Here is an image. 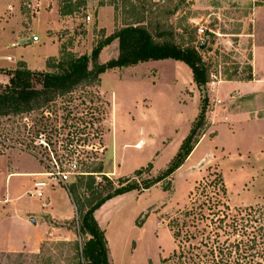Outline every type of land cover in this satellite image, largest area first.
<instances>
[{
  "label": "rangeland",
  "instance_id": "1",
  "mask_svg": "<svg viewBox=\"0 0 264 264\" xmlns=\"http://www.w3.org/2000/svg\"><path fill=\"white\" fill-rule=\"evenodd\" d=\"M35 6H39V13L33 9ZM106 6L111 7L113 16L112 12L98 15L100 7ZM17 7L12 3L9 10L15 16L0 28V54L21 58L30 67L49 73L55 72L54 66L63 59L91 55L99 42L137 21L155 35L171 33L157 39L158 42L173 40L183 47L203 44L205 51L201 50V54L211 66L209 84L227 81L235 74L244 77L248 66L253 68V39L238 37L243 31L247 35L254 30V40L264 44V3L260 9L262 16L252 11V17L243 28L249 13L247 7L212 5L208 0H22L23 15L30 20L42 18L44 22L42 26L32 22L28 35L33 34L30 38L38 41L31 40L26 46L22 45L27 39L26 27L16 16ZM57 19H68L72 24L53 30V21ZM199 28L205 30L201 37ZM117 43L113 41L103 49L100 63L117 57ZM56 53L57 57H51ZM46 57L51 58L46 61ZM169 62L108 71L96 89L57 102L48 120L63 130L53 139L57 156L66 155L61 141L68 132L80 128L89 134L88 142L79 147V174L72 177L69 186L77 177L89 176L87 172L100 169L101 173L92 175L97 178V185L103 186L106 185L104 176L115 182L120 178L135 179L136 171L143 169L132 183L138 190L108 201L96 214L112 246L114 264H165L164 260L176 248L170 226L192 206L190 193L209 177L210 171L223 175L232 209L264 207V89L253 106L247 99L231 101L236 91L229 83L220 86L223 105L219 107L214 136L209 135L201 141L210 129L206 117L201 142L182 167L165 181L144 190L148 182L172 167L182 137H187L192 126L188 123L191 114L188 113L187 120L185 112L182 116L183 95L193 96L190 90L199 93L195 84L185 83V79L182 81L185 87L175 83L174 67ZM0 66L10 69L8 61L0 60ZM256 66L264 77V65L258 63ZM2 71L0 79L7 82V71ZM158 72L160 82L155 88L150 80L156 84ZM214 75L217 79H212ZM135 76L141 80H134ZM149 97L156 101L155 111L139 117L141 109L148 107ZM231 106L232 113L225 111ZM210 112L209 105L207 114ZM40 119L39 115H32L27 130L20 120L22 127L17 134L14 127L0 125L1 138H7L0 144V264H87L82 259L81 249L89 236L79 234V214L67 190L55 188L64 185L46 187L43 199L29 195L35 182L48 181L43 176L47 171L35 154L47 155L42 150H35V153L23 150L29 142L26 133L32 132L29 128ZM115 127L118 131L117 155L116 149H110L114 145L111 141ZM11 138L18 139L12 142ZM10 141L15 147L5 149ZM138 142L139 147H134ZM120 164L119 173L124 177H114L113 168ZM89 195L85 187L80 188L81 200L85 201ZM194 199L196 204L203 200L197 195ZM46 203L51 207L46 209L43 206ZM43 211L59 217L67 213L74 217L57 221L48 218ZM12 240L17 244L13 245Z\"/></svg>",
  "mask_w": 264,
  "mask_h": 264
},
{
  "label": "trees",
  "instance_id": "2",
  "mask_svg": "<svg viewBox=\"0 0 264 264\" xmlns=\"http://www.w3.org/2000/svg\"><path fill=\"white\" fill-rule=\"evenodd\" d=\"M169 35L171 33L162 32L155 35L143 26L141 21H137L125 25L103 42H99L91 55L59 61L54 66L56 71L53 73L32 70L21 63L16 70L6 72L9 81L0 85V125L8 124L9 127H14L17 134L22 123L25 130L28 129L29 123L24 122L26 118L39 115L41 119L30 128L32 132L26 133L30 143L26 148H22L30 151L33 138L39 132L36 127L49 130L55 137L61 135L62 127L57 128L51 122L48 123L49 117L52 116L51 110L56 108V103L67 96L96 89L106 72L149 62L184 63L190 68L193 82L200 94L199 114L191 126L190 133L183 140L172 167L144 187V190L151 189L181 168L195 150L206 125L210 105L207 87L211 82V66L201 54V44L183 47L173 40L157 41ZM113 41L118 42L117 57L100 63L99 57L103 49ZM1 73L4 71L0 70ZM236 76L235 74L227 81H253L252 66H248L244 77ZM102 101L110 106L109 102ZM84 131L76 128L73 132H68L62 141L66 142L74 136L78 137V143L81 141L86 143L89 134ZM84 135L88 137H83ZM6 139L0 135V144L7 141ZM17 139L11 138L12 142ZM12 142L10 141L5 149L14 148L15 144ZM40 163L42 164V161ZM100 170L94 173L87 172L91 175L79 176L70 186H63L77 208L79 234L89 236L81 249L82 259L87 264H112L105 230L100 227L96 213L108 201L138 190V186L132 183L143 171V169L136 171L135 179L120 178L117 182L104 176L106 185L103 186L97 185V178L92 175L101 173ZM81 187H85L90 193L85 201L79 198ZM196 195L203 199L198 204L194 199ZM189 198L192 206L185 210L179 221L170 226L176 248L172 255L164 260L165 264H264V207L232 209L227 200V187L223 175L212 171L207 179L197 184ZM191 228H194V231H191Z\"/></svg>",
  "mask_w": 264,
  "mask_h": 264
},
{
  "label": "crops",
  "instance_id": "3",
  "mask_svg": "<svg viewBox=\"0 0 264 264\" xmlns=\"http://www.w3.org/2000/svg\"><path fill=\"white\" fill-rule=\"evenodd\" d=\"M208 1H211L212 5H214V4L218 5V3H221L222 5L231 4V5H235V6L238 5V6L247 7V9H249V13H248V15L246 17L247 20H246V22H244L243 28L246 27V24L248 23L249 19L252 17V11L255 14H258V16H259V13H260V16H262V14H263V11L260 10V9L263 6L264 0H208ZM256 1L260 2V4L257 5L255 3ZM12 3H15V4L18 5V7H17L18 11H17L16 16H19L20 23L23 26L26 27V31H25L26 33H24L27 36L26 40L30 39V37H34L33 34L32 35H28V33L31 32L30 28L33 25L32 22H35V23L37 22L36 26H39V25L42 26L44 24V22H43L42 18L33 19V20H30V19L26 18V16L23 15V13H22V0H0V8H2L0 10V28L4 27L9 22L8 19H10L13 15L15 16V14L12 13V11H10L11 10L10 6L12 5ZM9 8H10V10H9ZM102 12H106L108 15L110 14V12H112V16H113V11H111V7H108V6L100 7L98 15H101ZM68 17H66V18H68ZM67 20L68 19H62V20L57 19L56 21L54 20L53 24H55V25L53 27V30L57 29V28H60V27L64 26L65 24L67 25V23H69L71 25L72 22L71 21L67 22ZM258 20H259V17L256 18V21H258ZM46 22H48V21L46 20ZM48 32H51V31H48ZM245 34L246 33L243 31V33H241V35H238V37L244 38V36H246L249 39H253L252 60H253L254 80L251 81V82L220 81V82H217V83H215L213 85L209 84V86H208V97H209V101H210L209 103H210L211 112L207 114V118L209 119V124H210L209 128L210 129H209L207 135L203 136L201 141L206 139L209 135H212V137L214 136V134H213L214 133V128L217 125L216 118H217V115L220 113V108L219 107L223 105V102H222V100L220 98V96H221V94H220V86L221 85H223L224 83H229L230 85L233 86V89H235L236 93L231 95V98H232L231 101H239V100L243 101V100L247 99L248 104L249 105H253V106L255 105V102L257 100H259L261 92L264 89V77L261 76L258 73L257 66H256L258 63H261V64L264 65V44L263 43L260 44L259 42L254 40L255 39V35H256L254 30H253V33H249L247 35H245ZM226 36H228V35H226ZM229 36H234V35L230 34ZM34 40L38 41V39H34ZM23 42H22V45H24V46L28 45L27 43L23 44ZM56 48H57V53H58V51H59L58 46H56ZM57 53H56V55L51 56V57H57ZM51 57H46V61L49 60ZM0 60L8 61L10 63V69L3 68V67L0 66V70L13 71V70H16L21 63L25 64L28 68H30L32 70H36V69L30 67L21 58L18 59V58H15V57H9V56H6L4 54H2V56H1V54H0ZM164 62L168 63L169 61L143 63V64L137 65L136 67H138L140 65H144V64H151L152 63V65H153V64H160V63H164ZM169 63H172V65L174 67V72L173 73H174L175 78H176V81H175L176 84L178 83V85H181L182 87H185L184 86L185 84L182 83V81L184 79L187 80L185 83H188V84H193L194 83L193 82V75H192V72H191L189 67H188L189 69L186 68L185 64L181 63V62H169ZM133 78H134V80H141L139 76H135ZM8 81H9V78H8L7 82H4V80L2 81V79H0V85L7 84ZM150 82L152 83L153 87H155V88L158 87V84L160 82L159 72L157 73V83L154 84V82L151 81V80H150ZM190 91L192 92L193 96H191V95L184 96L182 94V91H181L180 95H183V97L185 98V101H184L183 104H180L181 105L180 107L182 108V116L184 115V112L186 114V120H187L188 113L191 114V119H188V123L190 125H192L193 122L196 120L198 114H199L200 94L198 92H194L193 90H190ZM251 102H253V103H251ZM155 106H156V101L153 98L149 97L148 107H143L141 109L142 111H140L141 115H139V117L143 118V116H147V115H150L151 113H153L155 111ZM232 106H231L230 109L229 108H225V111H228V112L232 113L234 111ZM192 108H193V110H192ZM112 133L113 134H112L111 144H113V142H114V145L111 146L110 149H112L113 151H114V149H116V155H117V150H118V146H117V133H118L117 127H115L113 129ZM115 138H116V142H115ZM185 138L182 137V141L180 142V145H181V143L183 142V140ZM138 144H140V142L136 143L133 146L136 147ZM126 146H128V145H125V147ZM154 152H156V151H154ZM198 164H199V162H198ZM121 165L122 164H120L118 166V168L117 167L113 168L114 172H113L112 175L114 177H124V176H120V173H119ZM34 174H37V173H34ZM55 188L56 189H63L64 187L60 186V187H55ZM43 206H45V208L48 209V208L51 207V204L50 203H46ZM43 212H44L45 215L48 216V218L54 219V220H57V221H68V220H70V219H72L74 217V215H70V214L68 215V213L66 215H60V217H59V215L57 216V215L51 214V213H49L47 211L46 212L43 211ZM107 241H108V239H107ZM9 242L10 241H8V243ZM11 242H12L13 245L17 244V243H15V240H12ZM108 246H109V252H110L109 253L110 261H111L112 264H114L113 258H112V246L110 244V241H108Z\"/></svg>",
  "mask_w": 264,
  "mask_h": 264
},
{
  "label": "built area",
  "instance_id": "4",
  "mask_svg": "<svg viewBox=\"0 0 264 264\" xmlns=\"http://www.w3.org/2000/svg\"><path fill=\"white\" fill-rule=\"evenodd\" d=\"M33 9L35 10L36 13H39L40 11L39 6L38 8L35 6ZM88 20H90V18H88ZM204 33L205 30L203 28L198 29V35L200 37L203 36ZM201 43H204V40H202ZM212 79H217V76L215 75L212 76ZM211 84L213 85L215 84V82H212ZM29 118L30 117L25 119V123H29V127H30L31 122ZM37 130H39V132L33 138L34 141L32 143V146L30 147L31 148L30 151L35 153V150H42L43 154L44 155L46 154L48 156L47 158V156L46 157H43V155L41 156L40 153L35 154L38 160L42 161V164L47 171L45 174H43V176L47 177L46 178L48 180L47 182L50 183H47L46 181L35 182L33 190L30 192L29 195L32 198L43 199L45 198L46 187L48 188L54 184L56 185L62 184L64 186H67L70 183L72 177H74L76 174H79V168H80V163H79L80 158L78 156L80 152L79 147L84 145L85 142L81 141L80 143H78V137L71 136L69 139L70 141L69 140L66 142L61 141V148L64 152H66V155L57 156L53 150L54 149L53 147L55 146L56 143V141L53 140L56 139L55 134L54 135L50 134L49 130H44L42 127H38ZM86 136L87 135H84L83 137ZM29 143L30 141L28 142V144ZM48 154H50L51 156H49Z\"/></svg>",
  "mask_w": 264,
  "mask_h": 264
},
{
  "label": "water",
  "instance_id": "5",
  "mask_svg": "<svg viewBox=\"0 0 264 264\" xmlns=\"http://www.w3.org/2000/svg\"><path fill=\"white\" fill-rule=\"evenodd\" d=\"M34 39H35V38H30V39L24 41L23 44L29 43L31 40L33 41ZM204 47H205V46L202 44V45L200 46V50H203ZM32 222H35V220L32 219Z\"/></svg>",
  "mask_w": 264,
  "mask_h": 264
},
{
  "label": "bare ground",
  "instance_id": "6",
  "mask_svg": "<svg viewBox=\"0 0 264 264\" xmlns=\"http://www.w3.org/2000/svg\"><path fill=\"white\" fill-rule=\"evenodd\" d=\"M137 147H139V146H137Z\"/></svg>",
  "mask_w": 264,
  "mask_h": 264
}]
</instances>
